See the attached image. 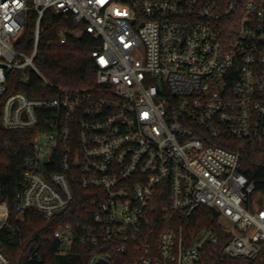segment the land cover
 <instances>
[{"label": "built area", "instance_id": "2783aa9c", "mask_svg": "<svg viewBox=\"0 0 264 264\" xmlns=\"http://www.w3.org/2000/svg\"><path fill=\"white\" fill-rule=\"evenodd\" d=\"M47 10L75 24L58 31L60 43L85 32L100 42L93 83L7 93L16 70L52 86L34 62ZM30 12L27 54L17 45ZM0 124L38 126L17 218L48 219L87 190L80 220L53 232L59 253L79 243L85 264L262 260L264 195L239 162L244 145L264 154V0H0ZM200 208L217 226L189 239L180 222ZM8 217L1 200L0 228ZM0 264H10L1 251Z\"/></svg>", "mask_w": 264, "mask_h": 264}, {"label": "trees", "instance_id": "16d2710c", "mask_svg": "<svg viewBox=\"0 0 264 264\" xmlns=\"http://www.w3.org/2000/svg\"><path fill=\"white\" fill-rule=\"evenodd\" d=\"M36 14L30 12L21 41L17 47L31 54ZM42 28L34 62L41 74L52 84L44 87L39 75L30 73L28 79L21 78L19 72L6 74L7 93L21 91L31 98L53 96L55 86L81 87L90 85L94 80V63L91 50L100 42L85 32L80 37H69L60 43L57 34L64 27L74 28L69 15L54 14L47 10L40 21ZM38 126L34 128L6 129L0 124V201L6 200L9 209L8 222L11 226L0 228V251L10 264H85L90 254L85 244H74L67 253L57 251L58 241L53 232L65 223L80 220L84 213L83 204L87 198V190L77 188L74 198L68 207L50 218L27 210L22 219L15 215L16 193L23 182L25 161L32 156V141ZM227 145L226 140H217ZM239 169L255 185V191L264 195V154L255 146L244 145L241 149ZM185 235L191 239L203 226L216 227L214 212L206 208L198 209L191 217L180 222ZM221 241L223 236L220 233ZM36 252L38 256L33 255ZM261 261L254 260L246 264H264V250L260 253ZM242 260L218 261L211 264H241ZM116 264H130L126 257L117 259Z\"/></svg>", "mask_w": 264, "mask_h": 264}, {"label": "water", "instance_id": "95a60500", "mask_svg": "<svg viewBox=\"0 0 264 264\" xmlns=\"http://www.w3.org/2000/svg\"><path fill=\"white\" fill-rule=\"evenodd\" d=\"M259 202H261V199H259Z\"/></svg>", "mask_w": 264, "mask_h": 264}]
</instances>
